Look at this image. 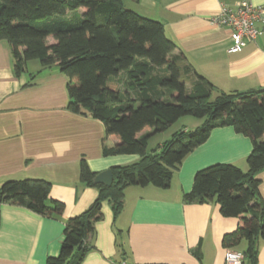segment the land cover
<instances>
[{"label": "crops", "instance_id": "crops-1", "mask_svg": "<svg viewBox=\"0 0 264 264\" xmlns=\"http://www.w3.org/2000/svg\"><path fill=\"white\" fill-rule=\"evenodd\" d=\"M238 1L123 0L126 8L160 21L176 44L174 54L183 53L192 71L218 91L262 90L264 21L257 23V39L236 52H229L234 43L230 29L211 21L222 5L235 6ZM251 1L264 6V0ZM119 78L120 88L126 90L127 75L122 72ZM68 80L57 65L44 68L36 60H29L27 71L18 75L10 43L0 40V185L8 179H45L52 184L49 199L64 204L59 217L41 215L24 205L2 204L0 264H47L49 256L59 253L66 220L82 213L99 193L81 181L82 160L97 175L140 158L137 154H103V145L113 146L118 139L104 142L106 129L101 120L85 109L81 113L68 107ZM182 124L183 128L173 132H162L169 134L161 137L156 149L176 131L191 130ZM217 136L218 163L247 170L252 139L229 125L214 128L205 142L185 156L170 187L129 186L115 221L110 204L104 201V217L95 225V234L88 240L91 249L81 264H225L228 249L245 250L246 238L236 244L223 242L227 233L237 229L238 217L224 216L215 199L184 198L193 188L195 173L209 165L211 156L206 149L216 146ZM156 149L149 151L147 145V152ZM258 179L264 199V170ZM257 245L256 264H264V238Z\"/></svg>", "mask_w": 264, "mask_h": 264}, {"label": "trees", "instance_id": "trees-1", "mask_svg": "<svg viewBox=\"0 0 264 264\" xmlns=\"http://www.w3.org/2000/svg\"><path fill=\"white\" fill-rule=\"evenodd\" d=\"M48 37L53 38L51 43ZM2 39L11 45L18 75L27 71L29 60H38L44 68L57 65L68 76V107L81 113L85 109L101 120L104 142L118 139L113 146L103 145L104 155L140 157L112 167L111 185L96 183V172L81 161L80 179L98 188V197L66 220L60 251L49 256L47 264H81L91 249L88 240L95 225L104 217V201L115 221L124 207L126 188L170 187L185 156L214 128L227 125L252 139L248 169L231 163L202 168L184 198L215 199L224 216L238 217L237 229L223 242L236 244L246 238L247 248L238 251L244 254V264L257 263L258 239L264 238V199L258 179L264 170V90L218 91L192 71L183 53L174 54L176 44L160 21L126 8L123 0H0ZM122 72L127 75L126 90L120 88ZM184 116L203 118L204 123L194 130L176 131L147 152L153 134L166 131ZM51 185L40 178L8 179L0 185V206L24 205L41 215L59 217L64 204L49 199Z\"/></svg>", "mask_w": 264, "mask_h": 264}, {"label": "built area", "instance_id": "built-area-1", "mask_svg": "<svg viewBox=\"0 0 264 264\" xmlns=\"http://www.w3.org/2000/svg\"><path fill=\"white\" fill-rule=\"evenodd\" d=\"M263 15L264 6L256 5L251 0H239L235 6L222 5L211 21L230 29L234 43L229 52H236L257 39L260 31L257 23L264 21ZM117 264L128 263L121 261ZM225 264H244V254L228 249L225 253Z\"/></svg>", "mask_w": 264, "mask_h": 264}, {"label": "rangeland", "instance_id": "rangeland-1", "mask_svg": "<svg viewBox=\"0 0 264 264\" xmlns=\"http://www.w3.org/2000/svg\"><path fill=\"white\" fill-rule=\"evenodd\" d=\"M53 41L52 37H48L47 42L50 43ZM36 62H38L36 60ZM182 123H186V125L189 126V129L194 130L196 129V127L203 123V120L197 117H193V116H184L180 119V121H178L177 123H173L167 130H169L170 132H173L175 129H178V127L183 128V124ZM203 125V124H202ZM169 131H167L166 133H155L153 134L149 139L148 142V150L151 151L152 149H156L157 147V143H159L161 137L163 136H168ZM161 134V135H160ZM217 141L214 142V144L216 146L213 147V145H210L209 147H207L206 150H208V154L209 156H211V160L207 161L206 164L208 165H212L215 163H218V136H217ZM205 165V164H204ZM208 165V166H209ZM207 167V166H206Z\"/></svg>", "mask_w": 264, "mask_h": 264}, {"label": "water", "instance_id": "water-1", "mask_svg": "<svg viewBox=\"0 0 264 264\" xmlns=\"http://www.w3.org/2000/svg\"><path fill=\"white\" fill-rule=\"evenodd\" d=\"M262 90H264V88ZM94 181L96 183H100V184L111 185L112 182H113L112 170L111 169H107L105 171H102V172L98 173L95 176Z\"/></svg>", "mask_w": 264, "mask_h": 264}]
</instances>
